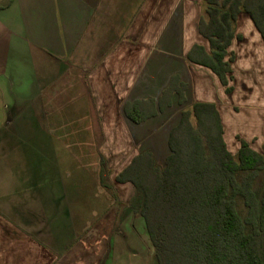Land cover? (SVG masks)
Listing matches in <instances>:
<instances>
[{
	"label": "crops",
	"instance_id": "obj_1",
	"mask_svg": "<svg viewBox=\"0 0 264 264\" xmlns=\"http://www.w3.org/2000/svg\"><path fill=\"white\" fill-rule=\"evenodd\" d=\"M206 11L205 0H0V264L149 263V250L134 254L138 242L153 248L129 205V219L122 211L117 225L110 219L112 231L106 225L89 238L108 209L97 200L86 150L167 157L178 95L141 124L125 106L158 102L174 76L187 86L182 108L217 107L229 152L237 154L242 140L263 153V37L249 14L238 15L226 93L217 75L189 60L211 52L201 32ZM111 135L120 144L108 146ZM112 185L122 201L132 191Z\"/></svg>",
	"mask_w": 264,
	"mask_h": 264
},
{
	"label": "trees",
	"instance_id": "obj_2",
	"mask_svg": "<svg viewBox=\"0 0 264 264\" xmlns=\"http://www.w3.org/2000/svg\"><path fill=\"white\" fill-rule=\"evenodd\" d=\"M205 2L201 32L211 52L189 60L210 69L230 93L234 24L249 14L264 40V0ZM186 89L174 76L158 102L127 104L125 114L141 124L170 108L174 94L183 105ZM168 144L163 163L143 150L116 177L134 189L129 208L145 222L155 264H264V150L241 140L238 153L229 152L220 114L209 103L182 110Z\"/></svg>",
	"mask_w": 264,
	"mask_h": 264
},
{
	"label": "rangeland",
	"instance_id": "obj_3",
	"mask_svg": "<svg viewBox=\"0 0 264 264\" xmlns=\"http://www.w3.org/2000/svg\"><path fill=\"white\" fill-rule=\"evenodd\" d=\"M182 106L183 105H181V107H179V111L175 110L174 111L175 113L173 112L168 117V118H170L168 123H170L171 126L173 124H176V122L179 120L181 111L185 109V108H182ZM186 109H188V108H186ZM153 136H154V133H153ZM153 136H151V138ZM98 140H100L99 144L104 146V144H105L104 134H99ZM115 144L116 145L120 144V142L114 141V136H112V135L109 136L108 146L115 145ZM232 151H234V150H232ZM86 152L88 153L89 157H91V159H89V161L91 160V162L93 163V165L91 166V172L97 178L96 180H94V184L95 185L97 184V186H99V188H100L99 189L100 198H98L97 200L100 203H103L102 207H101L102 209H105V208L108 209V211L106 212L107 214L104 217H102L98 221L93 222L92 227L88 232L89 238L91 237V239L92 238L96 239V238H98V235H99L98 233L101 232L100 227L105 228V226L107 225L108 227L105 228L106 230H108V229H109V231L113 230L112 228H110V224H111L110 219H115V220H113L114 221L113 224L117 225L118 220H119V216L121 215L122 211H123V220L129 219V213H128L126 208L130 204V201H128V202H126V201H127L128 197H130V199H132V197L135 194L134 189L132 187V191H130V194H128L129 189H125L126 191H125L124 201H122L119 197V194H117L118 191H117L115 185H112V184H114L115 180H116V179H114V177L116 175L118 176V174H120L131 163V161L133 160L132 158H134L139 153V150H137L136 148H132L131 150H129V153L127 154L125 147H123V148H106V149L105 148H100V149L94 148L92 151L86 150ZM165 159H166V154L164 152H162L158 161L160 163H163ZM101 168L102 169L104 168L106 178H104V175L102 173L103 179L101 177V182H100V179L98 178L100 176H98V175L101 172ZM115 189H116V193H114ZM114 200H116L118 202L117 207L112 206V204L114 203ZM107 204H108V206H107ZM142 232H143V230H142ZM123 234L126 237V234L124 232H123ZM149 246L150 245L148 243L147 245H144V248H143V246H141V244H139V242L136 243V245L134 246V254H136L138 257H140V256H143V253L145 250L146 251L149 250L150 256L148 259V262H149L148 264H155L154 256H153L154 251ZM132 248H133L132 246H130V247L127 246L124 248V250H126V249L130 250ZM151 252H152V254H151ZM108 255H109V248H108ZM131 255H133V253H131Z\"/></svg>",
	"mask_w": 264,
	"mask_h": 264
}]
</instances>
